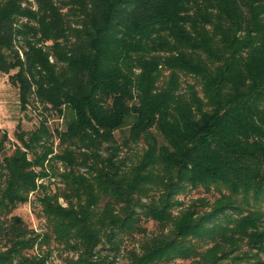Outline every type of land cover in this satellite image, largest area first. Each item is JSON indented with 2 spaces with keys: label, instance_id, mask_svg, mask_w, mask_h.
I'll return each instance as SVG.
<instances>
[{
  "label": "trees",
  "instance_id": "16d2710c",
  "mask_svg": "<svg viewBox=\"0 0 264 264\" xmlns=\"http://www.w3.org/2000/svg\"><path fill=\"white\" fill-rule=\"evenodd\" d=\"M21 1L0 0V69L16 70L21 108L32 93L60 126L17 130L9 153L0 137V264H45L32 249L50 238L76 264H114L94 248L115 254L148 221L121 264L188 257L191 240L262 251L264 0ZM48 157L66 191L39 198V235L12 210Z\"/></svg>",
  "mask_w": 264,
  "mask_h": 264
},
{
  "label": "rangeland",
  "instance_id": "374dc122",
  "mask_svg": "<svg viewBox=\"0 0 264 264\" xmlns=\"http://www.w3.org/2000/svg\"><path fill=\"white\" fill-rule=\"evenodd\" d=\"M21 5L27 6L30 9H35L34 0H22ZM63 10L64 9L61 8V11ZM23 21V17H18L16 24ZM13 42L12 50L17 48L20 55L21 49L26 47L25 42L19 37ZM49 43L50 41H45L43 45H48ZM47 59L50 63H53V57L51 55H49ZM54 65L56 67L59 63ZM15 71V69L10 68L0 69V137L4 133L6 139L3 144L7 153L12 150L14 144L18 143V141L15 140V132L19 129L23 131L31 130V128L36 126V121L42 117H45L50 129L60 126V116L52 110H43L41 105L35 101L34 97H32V93H29L28 95L29 102L26 107L21 108L17 94V87L11 82V76ZM16 124L19 127L16 126ZM53 140V151L55 152L57 151V148L54 146L57 140ZM49 159L50 158L48 157V161L44 162L42 167H34L35 170H41L43 174H45L44 177H41L36 181L38 184H41V186H36L33 191L27 193L26 200L18 204L12 210V213L21 216L24 224L39 235L50 233V226L47 224L45 216L42 213L39 198L43 193H56L57 195H60L63 191H66L63 181L59 180V173L63 171L62 164L55 159ZM190 194L191 195L189 196L193 198L202 197L204 195V193L197 194L193 192ZM207 197L209 196L207 195ZM54 199L60 207L66 205V198L57 196ZM206 199L207 203L211 206L210 197L209 199ZM71 201H74V199L71 198ZM183 202L186 203L187 199H183ZM206 205L204 206V209H208ZM144 226L146 229L145 235L134 233L133 236L128 237L119 234L118 237L121 238V242L118 245L119 251L115 254L108 250L103 242L98 244L94 249L98 251L99 257L114 264H121L126 260L127 252L129 250L135 249L138 243L147 240L155 234L154 225L151 221H148ZM189 244H192L195 249L188 257L164 260L158 264H264V249L257 252L243 242H236L233 248L232 246H229L230 244L224 245L222 251H218L220 248L211 251L210 247L212 245L210 240H191ZM36 252L43 254L46 259L45 264H76L75 262L78 257V252L75 251V249L65 246L63 247V244H56L52 238H50L46 244H40L38 247L36 245L32 249V253Z\"/></svg>",
  "mask_w": 264,
  "mask_h": 264
}]
</instances>
